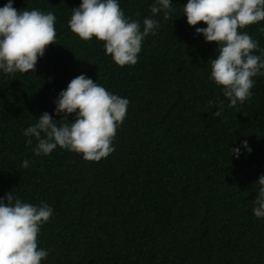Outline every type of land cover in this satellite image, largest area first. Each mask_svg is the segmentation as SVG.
I'll list each match as a JSON object with an SVG mask.
<instances>
[{
  "label": "trees",
  "instance_id": "obj_1",
  "mask_svg": "<svg viewBox=\"0 0 264 264\" xmlns=\"http://www.w3.org/2000/svg\"><path fill=\"white\" fill-rule=\"evenodd\" d=\"M80 3L12 0L20 11L52 12L56 44L34 72L0 69V198L11 192L52 209L38 234L49 253L41 264H264V218L252 212L264 176V75L252 78L248 100L228 107L209 79L218 46L196 34L204 23L187 24V0H172L171 19L154 17L160 26L144 38L137 63L119 67L103 42L82 41L68 27ZM118 3L142 26L156 0ZM240 31L261 55L264 21ZM82 74L129 100L115 150L99 162L59 147L35 156L24 131L45 112L60 121L55 101Z\"/></svg>",
  "mask_w": 264,
  "mask_h": 264
},
{
  "label": "clouds",
  "instance_id": "obj_2",
  "mask_svg": "<svg viewBox=\"0 0 264 264\" xmlns=\"http://www.w3.org/2000/svg\"><path fill=\"white\" fill-rule=\"evenodd\" d=\"M171 3L156 0L141 26L140 21L125 18L118 0H81L79 7L71 11L68 27L82 41L95 37L103 42L105 54L117 66H131L137 63L144 38L156 35L160 25L154 17L162 13L165 21L171 19ZM183 15L191 27L204 23L206 27L195 28L196 34L218 46V54L209 60V79L222 86L228 107L243 104L252 95V78L264 75V50H260L261 55L253 54L258 42L240 30L264 21V0H187ZM55 22L52 12L20 11L8 0L0 7V69L6 74L34 72L38 58L49 45L56 44ZM55 105L54 114L63 117L60 121L45 112L23 133L30 137L27 145L35 139V156L49 155L59 147L82 154L85 161L99 162L115 150L113 140L127 115L128 99L112 94L82 74L59 93ZM71 114L75 117L70 121L67 117ZM221 114L222 108L213 116ZM242 143L250 153L247 141ZM231 154L238 158L240 149L233 148ZM21 167H29V161L23 160ZM257 184L252 212L264 218V176ZM52 215L47 204L34 206L14 198L11 192L0 198V264H41L49 253L38 247V234Z\"/></svg>",
  "mask_w": 264,
  "mask_h": 264
}]
</instances>
